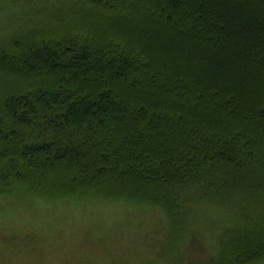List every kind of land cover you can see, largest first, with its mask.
Returning <instances> with one entry per match:
<instances>
[{
	"label": "trees",
	"instance_id": "obj_1",
	"mask_svg": "<svg viewBox=\"0 0 264 264\" xmlns=\"http://www.w3.org/2000/svg\"><path fill=\"white\" fill-rule=\"evenodd\" d=\"M54 1L0 40V195L164 211L121 264H264V0Z\"/></svg>",
	"mask_w": 264,
	"mask_h": 264
},
{
	"label": "rangeland",
	"instance_id": "obj_2",
	"mask_svg": "<svg viewBox=\"0 0 264 264\" xmlns=\"http://www.w3.org/2000/svg\"><path fill=\"white\" fill-rule=\"evenodd\" d=\"M36 1L0 0V40L29 30L34 20L44 18V11H34ZM167 229V214L160 209L95 199L40 198L21 190L0 195V254L44 256L39 264H121L116 259L122 255L152 254L156 237L158 250ZM200 229L206 233V248L217 254V233L208 222ZM189 243L187 235L184 246Z\"/></svg>",
	"mask_w": 264,
	"mask_h": 264
}]
</instances>
